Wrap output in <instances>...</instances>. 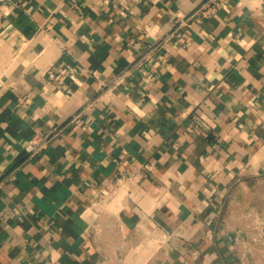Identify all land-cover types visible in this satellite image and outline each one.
<instances>
[{
  "label": "crops",
  "instance_id": "0c3cea01",
  "mask_svg": "<svg viewBox=\"0 0 264 264\" xmlns=\"http://www.w3.org/2000/svg\"><path fill=\"white\" fill-rule=\"evenodd\" d=\"M262 1L6 0L0 264H264Z\"/></svg>",
  "mask_w": 264,
  "mask_h": 264
},
{
  "label": "built area",
  "instance_id": "2783aa9c",
  "mask_svg": "<svg viewBox=\"0 0 264 264\" xmlns=\"http://www.w3.org/2000/svg\"><path fill=\"white\" fill-rule=\"evenodd\" d=\"M262 6L264 10V0L262 1ZM10 12L9 5L7 4L6 0H0V26L2 24V20L4 17L8 15ZM119 80H115L117 82ZM51 140V132L39 136H35L31 138L26 144L24 145L25 151L30 155H37L43 152L44 149L48 146Z\"/></svg>",
  "mask_w": 264,
  "mask_h": 264
}]
</instances>
